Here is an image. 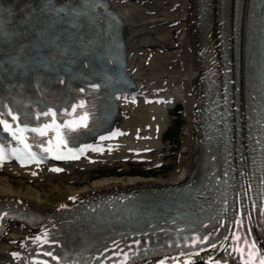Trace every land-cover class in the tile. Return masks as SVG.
Returning a JSON list of instances; mask_svg holds the SVG:
<instances>
[{"label":"bare ground","instance_id":"bare-ground-1","mask_svg":"<svg viewBox=\"0 0 264 264\" xmlns=\"http://www.w3.org/2000/svg\"><path fill=\"white\" fill-rule=\"evenodd\" d=\"M131 1V6L129 8V15H131V17L125 22V35L128 44L131 45L133 49L139 48L140 46L144 47L153 45H159L160 47L173 49V43H169L168 40L170 37V34L168 33L169 29L166 27L153 29L154 21L151 18H155L156 15H159V20L161 22H169L173 18H179L181 15V12H179V7H176L175 10L170 11V9L179 0H167V4L165 0ZM180 1L182 3L185 2V0ZM141 2L143 3L141 4ZM152 11H154L155 14H149ZM174 51L176 57L181 59L183 54L181 47L174 49ZM173 58H175V56L170 57L166 64H162V59L154 56L149 66H140L136 74L140 79L150 77L152 79L160 78V80H163V76L166 72L175 75L177 73L178 67H175L174 63L170 62ZM169 64L173 65V70H168L167 67ZM184 66L188 67L186 62ZM187 75L188 71L186 69L184 74L178 76L179 82L181 83L182 80H184V84H188V81L185 78ZM172 79L174 80L176 77L174 76ZM180 139V163H182L184 171V169L187 168V160L191 158V156L188 155L189 140L187 130H183ZM181 176V171L179 173H172L170 179H179ZM49 179L50 178H47V181L38 183L37 186H33L32 184L23 183L21 179H14L7 174H2L0 175V196L19 195L22 198L27 199L33 205L46 207L47 204H53L64 195L76 192L77 190L90 188L97 189L119 185H135L148 182L147 179H142V177L138 176H108L95 179L90 183H86L77 187L74 184L67 183V181L60 176L55 177L53 180ZM165 181H167V179Z\"/></svg>","mask_w":264,"mask_h":264},{"label":"snow or ice","instance_id":"snow-or-ice-1","mask_svg":"<svg viewBox=\"0 0 264 264\" xmlns=\"http://www.w3.org/2000/svg\"><path fill=\"white\" fill-rule=\"evenodd\" d=\"M101 139H104V137H101ZM56 171H59V169H55ZM213 247H215V245H213ZM254 251H255V249H254ZM246 264H252V262H250V261H246ZM260 264H264V254H262L261 256H260Z\"/></svg>","mask_w":264,"mask_h":264},{"label":"rangeland","instance_id":"rangeland-1","mask_svg":"<svg viewBox=\"0 0 264 264\" xmlns=\"http://www.w3.org/2000/svg\"><path fill=\"white\" fill-rule=\"evenodd\" d=\"M23 183H25L24 181H22ZM25 184H27V183H25Z\"/></svg>","mask_w":264,"mask_h":264}]
</instances>
